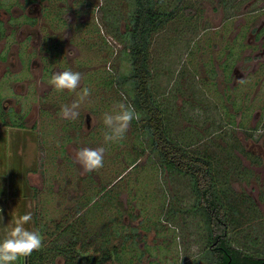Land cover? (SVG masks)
<instances>
[{
  "label": "rangeland",
  "instance_id": "rangeland-1",
  "mask_svg": "<svg viewBox=\"0 0 264 264\" xmlns=\"http://www.w3.org/2000/svg\"><path fill=\"white\" fill-rule=\"evenodd\" d=\"M96 1L101 3V7L106 8L104 14L110 25L108 32L105 30V22L104 26L99 25L101 32L106 33L104 39L108 45V54L99 52L93 45L88 52H81V56L92 59L94 64L91 62L93 65L91 68L98 66L104 72L101 75L103 81L98 78L100 85L96 82L89 85L91 92L84 101L85 103L92 100L93 105L102 104L103 112L101 109L96 114V118L92 119L94 125L98 127L96 129L101 132L102 129L105 130L104 113L110 112L117 102L128 103L129 101L126 91L120 86L117 88L112 79L115 80L119 74L130 73V63L122 53L125 42L120 38L119 33L126 32L125 23L129 22V14L133 12L135 5L132 4V0ZM239 1L183 0V7L192 8L196 15L189 18L184 10L178 9L180 11L176 13L175 18L152 35L148 59L151 72L150 90L155 102L163 110L165 128L168 129L169 135L176 138L188 152L211 155L214 160L217 190L225 199V204L235 202L229 186L237 178L235 159L241 157L245 151L243 147L245 145L237 141L247 139L249 134H252L254 136L252 137L264 148V73L253 76L256 82L253 78L252 80L249 78L247 81L243 80L238 87L235 85L241 81L233 82L232 79V82L231 80L222 82L224 77L221 70L224 69L222 45L230 42L233 37L236 21L243 17V12L255 13L256 18L264 13L262 12L264 0H256L253 5L245 7V2L252 0ZM159 2L161 11L172 9L177 11L175 7L179 3L178 0H159ZM220 2L224 3L223 6ZM90 5L88 10L91 11H87V15L93 19L97 15V7ZM263 17H260L257 22ZM114 19L119 21L118 28L111 25ZM122 20L124 21L121 22ZM91 37V41H95L94 35ZM238 57L237 55V61L242 64L241 69H248L250 65L245 66L243 57ZM217 64L221 65V69ZM213 66L216 72V86L211 83ZM104 82L109 83L111 87L105 86ZM2 86L5 85L0 84V94H2ZM234 86L236 95L233 97L231 88ZM84 87L85 85H82L81 89ZM225 88L229 90L221 96L223 101H213L211 97L214 93L218 94ZM79 91L80 89H77V92H74L73 102L78 99ZM234 103L253 106L252 112L263 109L256 116L255 122L248 123L250 129L251 125L257 126L256 131H242L234 127V117L228 112L233 111ZM29 104L30 102L26 103V105ZM222 104H225L226 108ZM99 107L98 105L95 109ZM48 109L55 112L52 106ZM84 111L81 103L79 116H82ZM34 115L36 114L32 113L29 118V127L33 124L39 125L38 117L35 121L33 120ZM142 121L140 119L141 123ZM138 123L135 127L130 124L124 138L116 142L115 146L112 147L110 143L109 148H105L104 167L95 170V173L99 175L96 176L101 178L100 183L107 187L102 197L112 195L111 192L118 190L123 193L121 197L116 198L117 201L111 198V202L103 201L102 204V197L92 199V195H85L81 201L76 199L82 193L80 189L82 181H79V177L69 182L70 176H67L64 182H60L59 190H56V187L53 188L54 186L49 188L50 183L54 185L56 182L55 179H50L51 175L59 176L66 173L64 163H56L55 166L49 167L46 176L43 174L42 188V183L36 175L29 179V174L40 171L43 160H49L48 153L47 157H44L46 152L42 150V147H45V144L40 141L42 137L40 130H34L32 139L29 137L27 140L18 137L22 130H14L15 137L0 132V241L5 238L6 232L14 226L18 217L31 214L32 220L25 227L31 231H37L36 226L41 227L42 247L44 246L48 251L44 262L42 259L39 261L41 264L67 263L62 253L55 247V243L61 245L74 236L69 233V229L58 233L62 230H55V226L58 225L61 229L63 225L66 226L74 220H76L75 228L78 229L79 239L88 241L89 245L86 243L88 252L93 254L95 241L101 240L94 234L100 235L102 229L111 232L109 229L111 222L114 234L113 232L107 234L108 242L105 247L111 249L113 245H117L115 246L117 255L113 256L114 258L107 264H192L204 257L201 252L205 244L202 240L203 233L198 228V223L194 222V218L198 215L186 214L184 223L180 220L177 226L176 223H171L165 214L171 207L184 209L192 205L194 197L189 178L177 173L169 180L168 174L163 173L160 167L161 159L153 151L148 137L143 136ZM98 142L102 143V140L93 141L95 148L100 147ZM134 160L135 164L132 165ZM72 161V174H79L83 168L80 169L74 159ZM41 168L44 170V165H41ZM251 172H253L252 169ZM28 179L31 184L37 186L39 193H35L29 186ZM261 198L264 202V197ZM125 199L130 206L138 205L141 215L151 217L142 222L141 228L144 234L142 239H138V234L142 232L139 225L137 223L135 225L129 219L126 222L123 220L129 210L124 207ZM118 202L120 205H117ZM246 203L238 204V219H235L234 226L230 223L232 227L228 232V239L235 248L250 252L255 250L264 254V215L262 216L264 213L257 214L255 210L248 209ZM98 204L99 207H96ZM103 205L106 207L110 205V208L112 205L114 207L117 205L123 209L105 207L98 209ZM134 207L132 209H135ZM84 212H86L85 218L89 232L83 225L84 220L81 219L84 217ZM114 212H119L121 216L111 220ZM75 217H79L80 220ZM22 262L25 264V257L19 258L15 264H22Z\"/></svg>",
  "mask_w": 264,
  "mask_h": 264
},
{
  "label": "flooded vegetation",
  "instance_id": "flooded-vegetation-1",
  "mask_svg": "<svg viewBox=\"0 0 264 264\" xmlns=\"http://www.w3.org/2000/svg\"><path fill=\"white\" fill-rule=\"evenodd\" d=\"M235 1L240 2L239 0ZM255 1H246L244 7L253 5ZM90 4L97 7V15L93 19L87 15ZM100 4L96 0H0V84L5 85L2 86V94H0V132L15 137L14 130H22L23 132L18 137L27 140L29 137L32 139L31 135L35 131L40 130L42 135L40 141L45 144V147H42V150L46 152L44 157L46 158L48 153L49 160H43L40 164V171L29 174V179L36 175V178L38 177L42 183V188L43 177L46 176L49 167L55 166L56 163H64L66 173L59 176L51 175V177L47 175L56 181L54 185L50 183L49 188L54 186L53 188L56 187V190H59L60 182H64L67 176H70L69 182L74 181L73 178L79 177V181H82L80 184L82 193L76 197L78 201H81L85 195H92L93 199H98L102 197V193L107 188L105 184L100 183L101 178L97 177L99 175L95 171L85 172L82 170L79 171V174H72V160L78 149L95 148L94 140H102V143L98 142L99 146L109 148L110 144L104 143L103 134H101L104 130L102 129L100 132L96 129L98 127L92 120L96 118V114L103 107L101 103L93 105V101L89 100V102L82 103L85 110L81 114L82 116H78L79 118L74 120L65 119L61 115V108L64 105L72 104L74 92L67 90L57 92L48 81L55 72L71 70L81 73V87L85 85L91 90L89 85L92 83L101 84L100 80L103 81L101 75L104 72L98 66L91 68L93 66L92 59L81 56V52H88L93 45L99 52L103 51L108 54V45L104 39L106 33L101 32L99 25L104 26L105 22L106 32L109 31L110 25L104 14L106 8L101 7ZM254 14L243 12V17H240L239 21L235 23L236 30L230 42L222 45L224 69H221V65L217 64V66L226 78L223 77L222 82L224 83L230 80L232 82V79L233 82L241 81L235 85L238 87L243 80L247 81L249 78L252 80L254 75L258 76L261 72L264 73V17L257 22L260 17L264 16V13L259 18H256L257 15ZM114 21L117 22V25L115 26L113 21L111 25L118 28L119 21ZM93 35L95 41L92 42L91 36ZM237 55L238 58L243 57L245 66L250 65L248 69H241L242 64L237 61ZM212 70L214 72L212 78L216 86L214 66ZM253 80L256 79L253 78ZM235 86L231 88L233 97L236 95L234 93ZM228 90L229 88H225L218 94L216 92L219 100H223L221 96H224ZM229 99L231 101V98ZM28 102L30 104L26 105ZM242 102H245L244 98H242ZM98 105L100 107L95 109ZM50 106L54 108V113L48 111ZM252 108L253 106L250 105L234 103L233 111L228 112L234 116L235 128L242 131L257 130V126L253 125L250 129L248 123L249 121L255 122L256 116L264 108L254 112H252ZM101 111L103 112V109ZM32 113L36 114L33 117L34 121L38 117L39 125L33 124L32 127H29V118ZM252 136L249 134V138L237 141V143L242 142L245 145L243 146L245 151L241 157L235 159V163L240 165L241 170H246V173L236 172L237 178L230 183L229 187L235 200L234 204L232 202L234 208L237 209L239 203L247 202V206L254 205L259 212L264 213V202L261 201L263 199L261 197H264V148ZM27 143L29 142L27 141ZM39 150L41 149L39 148ZM40 154L42 153L40 152ZM41 165H44V170ZM77 165L79 164L77 163ZM80 169H82L81 166ZM29 186L35 193H39L37 186L30 182ZM214 188L218 189L216 185ZM111 193H113L111 197L110 195L102 197L101 204L103 201L111 202V198L114 196L118 198L123 194L120 190ZM94 194L97 195L94 196ZM125 203L124 207L129 209L130 206L126 199ZM117 205L111 208L123 209ZM104 207L109 209L110 205L107 207L103 205L102 208ZM134 208L128 210L123 220L126 222L129 219L141 228L142 222L151 217L141 215L139 207L135 206ZM219 210L207 209L208 215H204L206 209H167L165 212L167 219L171 223H176L177 226H179L180 220L184 223L186 214L198 215L194 218V222L198 223L197 226L203 233L202 240L205 241V244L201 252L204 257L193 264H264V254L259 251L250 252L240 248H237L242 251L240 253L228 251L226 244L227 242L230 244L228 232L232 226L227 225L226 222L222 224ZM114 213L118 214V212ZM234 217L238 219L237 215ZM222 225L224 226L223 230ZM141 231L138 234V239H142L144 236L142 228Z\"/></svg>",
  "mask_w": 264,
  "mask_h": 264
},
{
  "label": "trees",
  "instance_id": "trees-1",
  "mask_svg": "<svg viewBox=\"0 0 264 264\" xmlns=\"http://www.w3.org/2000/svg\"><path fill=\"white\" fill-rule=\"evenodd\" d=\"M178 2L179 3L175 7L177 8V11L174 9L170 11H161L159 0H132V4L135 5V8L133 12L129 14V22L125 23L126 32L122 34L119 33L120 38H122L123 42H125L122 53L125 54L130 63V73L128 75L119 74L115 77V80L112 79V82L116 84L117 88L120 86L126 91V95L129 97L128 104H131L135 111L140 114V119L143 120L142 123L140 122V119L133 120L131 126L135 127L137 126V122H139V128L141 129L143 136L148 137L149 144L151 143L153 151L156 152L161 159L159 162L161 165L160 167L163 170L162 172H166L168 174L169 180L177 173L189 178L194 200L191 206L184 209H206V211H204V215H208L207 209H220L219 211L222 224H224L223 222H226L227 225H230L231 223V225L234 226V215L238 216L239 210L234 208V205H232L231 202H229V204H225V199L222 197V194L214 188L217 179L214 171V160L211 155L195 152L192 154L184 149L176 138L169 135L168 129L165 128V116L163 110L155 102L153 94L150 90L149 83L151 72L148 59L152 35L154 32L160 30L171 19L175 18L176 13L180 11L178 9L184 10L189 18L196 15L192 8L183 7V0H178ZM223 4L221 5L223 6ZM114 23L117 25L116 21H114ZM211 83H214L213 78L211 79ZM108 84H105L104 82L105 86L111 87ZM211 98L215 102L220 99L215 93ZM221 101L223 100H220V102ZM222 105L226 108L225 104ZM115 145L116 142L112 143V147ZM133 164H135V160L132 165ZM234 165L236 168L238 167V173H246V170L243 171L240 169V165L238 163H235ZM95 195L96 194H94V196ZM111 196L112 195H110V197ZM112 199L117 201L116 196ZM134 206H130L129 209H132ZM96 207H99V204L96 205ZM111 207H113V205ZM101 208L102 207L98 209ZM226 208L228 209L225 210ZM169 209H173V207ZM248 209H253L257 214H260L257 210L258 208L254 205L250 207L248 206ZM83 214L84 217H81V219L84 220L83 225L86 226V230L89 232L85 218L86 212ZM165 214L167 215V213ZM113 215L114 216L111 217V220L116 218L117 215L119 217L121 216L119 212L118 214L113 213ZM75 218L80 220L79 217ZM75 222L76 220L66 226L63 225L61 229L58 225L55 226V230H62L58 233L66 232L69 229V233L74 236L73 238H70V240L61 243V245H57L59 243H55V247L66 259V264H107L110 259H113L117 255V249L115 247L117 245H113L111 249H107L105 247L108 242L107 234L112 232L114 234L111 222L109 224L111 232L102 229L103 231H100V235L94 234V236H99L101 239L99 242L95 241L96 245L93 247L95 252L94 254L88 252V241L84 242L79 239V232L78 229L75 228ZM96 226H98V224ZM223 227L224 226L222 225V230L224 229ZM35 229L39 232L42 230L40 226H36ZM90 232L92 231L90 230ZM86 243L88 245H86ZM230 244L228 242L226 244L230 253L242 252ZM47 252L48 251H46L44 246L40 250L34 251L26 258V264H41L39 261L42 259L44 262Z\"/></svg>",
  "mask_w": 264,
  "mask_h": 264
},
{
  "label": "clouds",
  "instance_id": "clouds-1",
  "mask_svg": "<svg viewBox=\"0 0 264 264\" xmlns=\"http://www.w3.org/2000/svg\"><path fill=\"white\" fill-rule=\"evenodd\" d=\"M48 83L57 92H77L78 99L71 105L61 108V115L65 119H76L79 116L81 103L90 95L88 87L81 89V73L71 70L55 72ZM137 113L131 104L117 102L110 112L103 115V141L105 144L118 142L124 138L133 120H139ZM105 148H80L74 153V160L85 172H92L104 167ZM32 220L31 214H25L15 220L14 226L6 232L5 238L0 241V264H15L21 257H28L34 251L41 249L43 237L37 231L28 230L25 225Z\"/></svg>",
  "mask_w": 264,
  "mask_h": 264
},
{
  "label": "water",
  "instance_id": "water-1",
  "mask_svg": "<svg viewBox=\"0 0 264 264\" xmlns=\"http://www.w3.org/2000/svg\"><path fill=\"white\" fill-rule=\"evenodd\" d=\"M25 264H26V257H25Z\"/></svg>",
  "mask_w": 264,
  "mask_h": 264
}]
</instances>
